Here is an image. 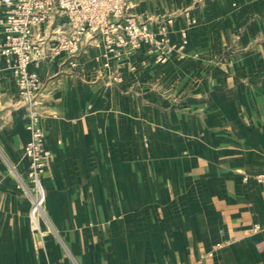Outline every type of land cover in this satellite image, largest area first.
<instances>
[{"label": "crops", "instance_id": "obj_1", "mask_svg": "<svg viewBox=\"0 0 264 264\" xmlns=\"http://www.w3.org/2000/svg\"><path fill=\"white\" fill-rule=\"evenodd\" d=\"M128 7L187 44L157 64L87 38L29 67L50 152L37 232L25 110L0 59V264H264V0Z\"/></svg>", "mask_w": 264, "mask_h": 264}, {"label": "built area", "instance_id": "obj_2", "mask_svg": "<svg viewBox=\"0 0 264 264\" xmlns=\"http://www.w3.org/2000/svg\"><path fill=\"white\" fill-rule=\"evenodd\" d=\"M129 0H0V59L15 82L17 96L24 112L29 139L24 147L28 164L25 173L30 183L31 205L29 226L39 231L43 216L45 190L41 177L50 152L44 146L39 126L36 99L41 83L29 67L60 54L76 56L87 38H100L108 52L121 50L126 54L144 47L155 63L164 64L168 56L187 44L185 31L180 32L179 45L167 36L170 20L150 24L128 15ZM65 18L66 31L57 29L47 37L40 35L43 26ZM194 22V21H189ZM3 69L0 67V73ZM120 81V79H118ZM259 230L253 227V232Z\"/></svg>", "mask_w": 264, "mask_h": 264}, {"label": "rangeland", "instance_id": "obj_3", "mask_svg": "<svg viewBox=\"0 0 264 264\" xmlns=\"http://www.w3.org/2000/svg\"><path fill=\"white\" fill-rule=\"evenodd\" d=\"M171 2H174V1H171ZM183 2V1H182ZM181 1H180V3H182ZM26 183H28L29 185H30V183L28 182V181H26ZM31 186V185H30Z\"/></svg>", "mask_w": 264, "mask_h": 264}]
</instances>
